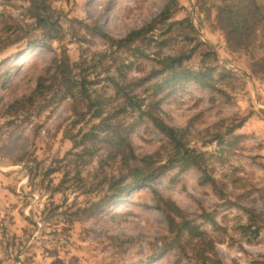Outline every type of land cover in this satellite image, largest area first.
Segmentation results:
<instances>
[{"label": "rangeland", "instance_id": "374dc122", "mask_svg": "<svg viewBox=\"0 0 264 264\" xmlns=\"http://www.w3.org/2000/svg\"><path fill=\"white\" fill-rule=\"evenodd\" d=\"M32 1L0 0V35L14 42L0 50V264H195L192 243L173 240L157 194L174 200L212 236L221 264H264V77L226 43L213 1L178 0L173 17L157 23L146 52L175 54L202 42L186 66L213 67L214 85L180 81L160 94V108L169 125L186 130L222 191L203 183L200 169L177 166L101 210L90 207L100 193L84 194L75 174L77 161L83 176L90 173L94 184L101 179L94 172L98 158L84 165L77 155L83 147L74 148L71 138L81 136L82 124L73 125L72 99L54 98L55 85L29 97L39 78L50 81L64 53L77 61L106 50L86 25L123 37L156 19L168 0H46L61 40L37 26ZM153 66L138 58L131 74L143 77ZM129 122L135 123L130 138L137 154L164 155L167 139L151 122L135 116ZM251 213L258 215L257 237L241 230Z\"/></svg>", "mask_w": 264, "mask_h": 264}, {"label": "trees", "instance_id": "16d2710c", "mask_svg": "<svg viewBox=\"0 0 264 264\" xmlns=\"http://www.w3.org/2000/svg\"><path fill=\"white\" fill-rule=\"evenodd\" d=\"M212 1L216 25L223 32L226 43L248 56L254 75L264 77V5L260 0ZM178 6V0H168L156 19L119 38L108 33L102 25H86L93 35L103 40L106 50L93 52L91 56L83 53L77 61H71L64 53L56 60L54 69L51 68L50 81L46 83L44 76L39 78L29 97L31 100L34 96L50 93L53 90L51 86L55 85L54 98L60 95L72 99L73 125L82 124L79 128L81 136L71 138L74 148L83 147L77 155L85 157L84 165L93 161L94 157L98 158V169L94 172L101 179L96 184L90 180V173L88 177L83 176L82 169H79L82 162L78 164L76 161L77 168H74L84 194L94 190L100 193L99 199L91 203V209H104L106 204L122 199L136 185L146 184L157 174L177 166L200 169L203 173L201 181L222 191L220 183L208 173L203 153L188 144L186 130L169 125L160 108V94L180 81H194L206 87L214 85L213 67L193 69L186 66L202 42L175 54L146 52L149 47L146 41L156 30L157 23L171 19ZM29 12L46 37L61 40V26L53 19V9L46 0H33ZM173 24H169V30ZM186 40L192 41L193 38L187 35ZM12 43L0 35V50ZM138 58L154 61V66L143 77L131 74ZM139 65L138 71H143ZM102 81L105 84H101ZM134 116L142 122H151L166 137L163 156L158 151L146 155L136 153L130 134L137 122H129V118ZM85 125L88 128H84ZM56 171L47 172L52 174ZM70 171L71 168L66 174L69 175ZM156 200L166 216L173 240L180 243L186 239L192 243L189 248L195 264H221L211 235L187 218L174 200L160 194H157ZM249 217V223L241 225V230L244 235L254 233L257 237L259 227L254 229L253 222L258 215L251 213ZM177 247L187 249L183 244ZM259 263L253 261V264Z\"/></svg>", "mask_w": 264, "mask_h": 264}]
</instances>
